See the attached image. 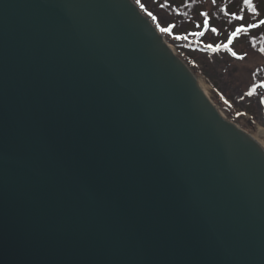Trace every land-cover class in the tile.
Wrapping results in <instances>:
<instances>
[{
	"label": "water",
	"instance_id": "95a60500",
	"mask_svg": "<svg viewBox=\"0 0 264 264\" xmlns=\"http://www.w3.org/2000/svg\"><path fill=\"white\" fill-rule=\"evenodd\" d=\"M130 0H0V264H264V149Z\"/></svg>",
	"mask_w": 264,
	"mask_h": 264
},
{
	"label": "trees",
	"instance_id": "16d2710c",
	"mask_svg": "<svg viewBox=\"0 0 264 264\" xmlns=\"http://www.w3.org/2000/svg\"><path fill=\"white\" fill-rule=\"evenodd\" d=\"M134 4L141 10V12L150 18L154 25L163 34L167 43L176 51L184 54L188 66L192 69L194 74L205 76L212 82L218 80V84H214L217 97L220 103L224 106V111L235 120L242 119L243 114H250L257 118L253 121L257 124H262L264 121V103H260V99L264 93V58L262 63L258 64L252 69L254 85L251 86L249 92L252 95L237 93L234 96L227 97L225 95V88L221 87L219 83H223V77L219 72L213 75L210 70L217 71L215 64L217 60H228L232 62H242L246 58V53L242 52L246 47L242 48V39L249 41L248 38L257 36H264V25L250 28L246 32L238 33L232 36V33L237 27L256 24L259 20H264V0H252L256 13L246 12V8L242 0H132ZM209 1L211 8L216 10H207L202 7L201 2ZM153 2V4H152ZM225 2V3H223ZM200 3V4H198ZM241 9H245L241 11ZM203 13L204 15H201ZM234 15L242 16V20L234 19ZM230 21L225 27V33L220 34L224 22ZM167 29V31H164ZM212 29H216L215 32ZM250 47L257 53L264 56V39L261 41L249 42ZM240 47V49H239ZM246 51V50H245ZM236 53V55H233ZM188 55V56H187ZM190 55H197L207 59L208 63L216 62L212 68L199 69L190 62ZM187 56V57H186ZM240 57H243L242 59ZM207 66V65H204ZM217 78V80H215ZM256 96H260L255 102ZM264 98V97H263ZM232 102L230 107L226 102ZM255 102V105H254ZM259 103L258 105H256ZM241 109L242 115H235L231 111L235 108ZM260 108V109H258ZM258 109L261 114H257ZM241 121V120H240ZM239 123L243 124V122ZM261 121V122H260ZM264 126V124H263Z\"/></svg>",
	"mask_w": 264,
	"mask_h": 264
},
{
	"label": "rangeland",
	"instance_id": "374dc122",
	"mask_svg": "<svg viewBox=\"0 0 264 264\" xmlns=\"http://www.w3.org/2000/svg\"><path fill=\"white\" fill-rule=\"evenodd\" d=\"M133 4L134 2L132 0H130ZM180 3H183V0H180ZM225 3V2H223ZM153 4V2H152ZM200 4V3H198ZM202 7L204 9L207 10H213L211 8V3L209 1H205V2H201ZM136 6V4H134ZM136 8L139 10V12L148 20H150L152 22V20L150 18H148L147 16H145L141 10L136 6ZM217 10V9H216ZM216 10H213L214 12ZM246 12H250L248 10H246ZM231 23L230 21H225L224 25L222 27V29H220V34L225 33V27ZM152 24L154 25V23L152 22ZM155 26V25H154ZM155 28L159 31L160 35L162 36V40L166 43V45L173 50L175 56L184 63V65L188 68V70L192 73V75L196 78V80H200L204 86H205V91H206V96L210 99V101L212 102L213 106H215L231 123L235 124L236 126H238L241 130H243L247 135H249L252 139H256L259 143H261V145L264 146V137L261 135V133L264 132V121L261 124H257L256 122L253 121V119L255 117H253L250 114H243V118L239 119V120H235L234 118H232L231 116H229L226 111H224V106L220 103V98L217 97V95L220 94H216L217 92L215 91L214 88V84H218V80L217 78L215 80V83L212 82L210 79L206 78L205 76L202 75H195L194 72L192 71V69L188 66V62L185 59V56L183 53L178 52L176 50H174L165 40L163 34L160 32V30L155 26ZM264 39V36H257L255 35V37L252 38H248L249 41H244V39H242V48L244 47H248L247 49H245L244 53H246V58L242 61V62H232L230 60H228V58H226L225 60L221 61V60H217L216 62H210L208 63L207 59L199 57L197 55H190L191 59L189 60L190 62H194V65L197 66L199 69L201 68H206V69H211L213 64H215V68L217 69V71H213L210 70L211 73H213V75L217 74V72L220 73V75H222L223 77V83H219L221 87L225 88V95L227 97L230 96H234L237 93H243V94H248L249 90L251 88L252 85H254V80H253V76L251 75V71L253 68H255L258 64L262 63V59L264 58V56L262 54L257 53L254 49H252L249 44V42H253L255 41H261ZM240 49V47H239ZM188 56V55H187ZM186 56V57H187ZM207 65V66H204ZM262 98L264 97V93L261 94ZM260 96H256L255 102H257ZM230 99H228V101L226 102L230 107H232V102L229 101ZM254 102V105H255ZM259 103H257L256 105H258ZM233 108V107H232ZM260 109V108H258ZM256 109V110H258ZM241 109L235 107L231 112L234 113L235 115H242V113L240 112ZM257 114H261L260 111H257ZM257 120V118H255ZM241 120V121H240ZM243 122V124L239 123ZM261 122V121H260ZM256 141V142H257Z\"/></svg>",
	"mask_w": 264,
	"mask_h": 264
},
{
	"label": "snow or ice",
	"instance_id": "6c2138e0",
	"mask_svg": "<svg viewBox=\"0 0 264 264\" xmlns=\"http://www.w3.org/2000/svg\"><path fill=\"white\" fill-rule=\"evenodd\" d=\"M213 2H215V0H213ZM242 2H243L245 8H246L248 11H250V12H252V13H256L257 10H256V8H255L254 5H253L252 0H242ZM244 10H245V9H241V11H244ZM201 15H204V14L201 13ZM233 18L236 19V20H242V19H243L242 16H236V15H234ZM260 25H264V20H259L258 23H256V24H250V25H247V26H240V27H237V28L235 29V31L232 33V36L234 37V36H236L238 33L246 32L248 29H250V28H255V27H259ZM164 31H167V29H164ZM212 31L215 32L216 29H212ZM262 51H264V49H262ZM233 55H236V53H233ZM240 58L242 59L243 57H240ZM248 95H252V93L249 92ZM260 103H264V98H261V99H260Z\"/></svg>",
	"mask_w": 264,
	"mask_h": 264
},
{
	"label": "bare ground",
	"instance_id": "6f19581e",
	"mask_svg": "<svg viewBox=\"0 0 264 264\" xmlns=\"http://www.w3.org/2000/svg\"><path fill=\"white\" fill-rule=\"evenodd\" d=\"M167 48H168V50L170 51V53H172L174 56H175V54H174V52H173V50L172 49H170L168 46H166ZM197 84L199 85V87H200V89L203 91V93L206 95L207 93H206V91H205V86H204V84L200 81V80H197ZM207 97V96H206ZM208 98V97H207ZM208 100L210 101V99L208 98ZM211 102V101H210ZM212 103V102H211ZM213 105V104H212ZM215 107V106H214ZM215 109L218 111V114H219V116H220V118L223 120V121H225V122H230L216 107H215ZM261 135L264 137V132L263 133H261ZM254 140V139H253ZM255 141H257L256 139H255ZM257 143L259 144V146L262 148V149H264V146L263 145H261V143H259L258 141H257Z\"/></svg>",
	"mask_w": 264,
	"mask_h": 264
}]
</instances>
